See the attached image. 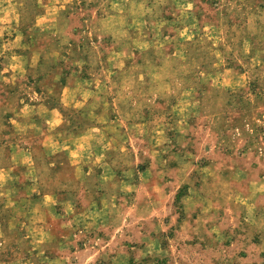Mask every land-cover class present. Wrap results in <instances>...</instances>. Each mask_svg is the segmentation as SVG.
Listing matches in <instances>:
<instances>
[{"label": "rangeland", "instance_id": "1", "mask_svg": "<svg viewBox=\"0 0 264 264\" xmlns=\"http://www.w3.org/2000/svg\"><path fill=\"white\" fill-rule=\"evenodd\" d=\"M0 264H264V0H0Z\"/></svg>", "mask_w": 264, "mask_h": 264}]
</instances>
